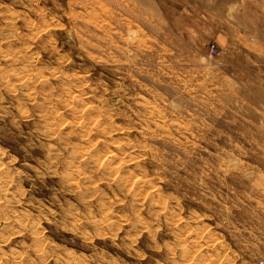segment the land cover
Here are the masks:
<instances>
[{"label":"rangeland","instance_id":"374dc122","mask_svg":"<svg viewBox=\"0 0 264 264\" xmlns=\"http://www.w3.org/2000/svg\"><path fill=\"white\" fill-rule=\"evenodd\" d=\"M0 264H264V0H0Z\"/></svg>","mask_w":264,"mask_h":264}]
</instances>
